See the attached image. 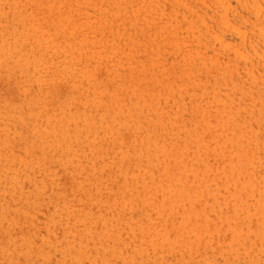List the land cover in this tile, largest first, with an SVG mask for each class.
Masks as SVG:
<instances>
[{"label":"rangeland","instance_id":"1","mask_svg":"<svg viewBox=\"0 0 264 264\" xmlns=\"http://www.w3.org/2000/svg\"><path fill=\"white\" fill-rule=\"evenodd\" d=\"M0 264H264V0H0Z\"/></svg>","mask_w":264,"mask_h":264}]
</instances>
